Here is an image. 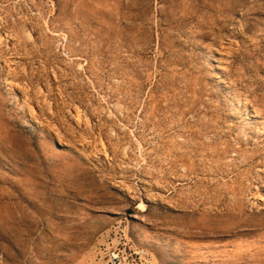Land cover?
Segmentation results:
<instances>
[{
    "label": "rangeland",
    "instance_id": "rangeland-1",
    "mask_svg": "<svg viewBox=\"0 0 264 264\" xmlns=\"http://www.w3.org/2000/svg\"><path fill=\"white\" fill-rule=\"evenodd\" d=\"M124 234L264 264V0H0V264Z\"/></svg>",
    "mask_w": 264,
    "mask_h": 264
},
{
    "label": "built area",
    "instance_id": "built-area-1",
    "mask_svg": "<svg viewBox=\"0 0 264 264\" xmlns=\"http://www.w3.org/2000/svg\"><path fill=\"white\" fill-rule=\"evenodd\" d=\"M119 245L120 242L116 247L106 251L100 264H143L146 259L145 251L137 249L127 234H124L122 238V246L119 247Z\"/></svg>",
    "mask_w": 264,
    "mask_h": 264
},
{
    "label": "bare ground",
    "instance_id": "bare-ground-1",
    "mask_svg": "<svg viewBox=\"0 0 264 264\" xmlns=\"http://www.w3.org/2000/svg\"><path fill=\"white\" fill-rule=\"evenodd\" d=\"M28 103H26V105H27ZM24 108V107H23ZM26 109H27V106H26ZM28 110H30L31 111V109L29 108V106H28ZM32 112V111H31ZM29 115H32V114H29ZM77 117H79V115L77 116ZM238 130V129H237ZM243 132V131H242ZM243 136V135H242ZM242 136H241V138H242ZM248 137V136H247ZM242 140V139H241ZM244 141V140H243ZM244 143H245V141H244Z\"/></svg>",
    "mask_w": 264,
    "mask_h": 264
}]
</instances>
